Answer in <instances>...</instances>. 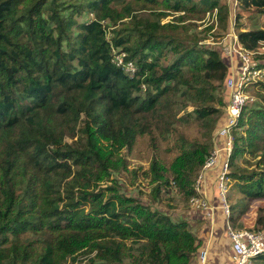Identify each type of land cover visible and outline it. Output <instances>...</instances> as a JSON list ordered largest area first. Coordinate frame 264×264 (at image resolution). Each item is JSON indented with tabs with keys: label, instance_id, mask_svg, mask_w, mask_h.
Returning <instances> with one entry per match:
<instances>
[{
	"label": "trees",
	"instance_id": "1",
	"mask_svg": "<svg viewBox=\"0 0 264 264\" xmlns=\"http://www.w3.org/2000/svg\"><path fill=\"white\" fill-rule=\"evenodd\" d=\"M237 4L264 13V0ZM215 9L227 22L221 0H0V264H64L92 253L96 264H117L132 250L138 264H191L201 243L188 221L121 194L112 175L127 168L122 151L138 136L169 140L182 119L195 117L210 144L179 135L170 167L154 159L148 171L151 182L174 185L189 200L194 194V176L225 122L226 112L216 117L227 105L223 88L227 94L242 63L186 43L185 22ZM87 10L94 18L79 22ZM109 28L113 44L137 61V76L112 63ZM237 37L261 53L264 28ZM168 50L176 56L167 65ZM261 98L243 108L230 158V187L249 200L264 199ZM104 181L113 185L99 188ZM242 201L231 203L232 220ZM257 260L264 264V255L251 264Z\"/></svg>",
	"mask_w": 264,
	"mask_h": 264
},
{
	"label": "rangeland",
	"instance_id": "2",
	"mask_svg": "<svg viewBox=\"0 0 264 264\" xmlns=\"http://www.w3.org/2000/svg\"><path fill=\"white\" fill-rule=\"evenodd\" d=\"M221 3L228 4L229 6L227 22L223 17L218 16L217 9L213 13L208 12L203 20H188L185 22V26H187L185 28L187 40L185 41L187 44L196 45L199 48L207 47L219 50L226 60L229 61L231 57V65L236 67V62L238 61L237 56H231L228 53L233 45L232 35H237L239 30L264 28V13L254 7L248 9L240 8L237 0H221ZM91 13L94 12L87 10L82 15H77V20L79 22L90 20L92 18ZM141 14L145 17L148 16L147 11H142ZM172 18L173 16L169 15L163 19V22L169 21ZM109 31L113 34L112 28H109ZM257 49L261 53L252 52L251 57L257 65H263L261 67H264V41L260 43ZM175 56L176 54L174 52L168 50L162 58V62L167 65L171 64ZM223 92L225 100L228 102L229 93L226 94L224 88ZM248 92L252 98L248 105L263 104L261 103V95L264 94L262 84L254 82L248 87ZM144 93L142 92V94ZM225 108L226 106H223L221 112L216 114V117L220 119L224 115ZM187 110H193V106H188L177 117L183 116ZM236 128L237 126L234 128L233 136L241 131ZM204 130L201 123L195 117H190L189 119H182L179 122L177 130L169 140H164L157 132L138 136L131 149L125 148L122 151L128 162L127 168L114 172L112 177L118 181V189L121 194L134 197L142 204L169 215L175 221L187 220L189 228L201 243L200 249L205 248V244H210L207 264H234L232 262L233 252L225 225V215L222 212H218V215L221 214L220 220L218 219L219 226L216 223L214 230H212L209 221L204 218L203 212L192 208L189 197L174 185H164L162 181L151 182V177L148 175L151 162L154 159H157L164 167H170L172 161L181 149L179 135H184L190 144L199 140L210 144L211 141L203 136ZM214 135L212 137L211 150L214 147ZM76 139H78V136L75 138L67 137V140L70 142ZM223 141L224 139L219 140L222 146L224 145ZM166 174L170 179L173 177L169 170L165 172ZM196 175L194 176V180L196 179ZM215 176L216 173L213 172L212 177ZM159 184L161 185L160 193L156 190ZM110 185H113L112 181H104L100 184L99 188ZM209 185L210 194L214 195L219 202L220 198L216 195V179L213 182V179L210 178ZM228 199L230 206L231 203H236L238 199H243L242 203H238L240 207H243L241 209L243 211L240 213L236 211L233 216V222H236L238 227L264 229L263 198L249 200L230 187ZM134 246L136 249L139 245L135 244ZM200 249L192 256L191 264H200L198 260V252ZM132 253L135 255L134 257L129 256L122 263L117 264H138L137 259L140 251L132 250ZM94 254H81L75 261L69 258L64 264H96L99 260L93 262ZM255 264H261L260 260L255 261Z\"/></svg>",
	"mask_w": 264,
	"mask_h": 264
},
{
	"label": "built area",
	"instance_id": "3",
	"mask_svg": "<svg viewBox=\"0 0 264 264\" xmlns=\"http://www.w3.org/2000/svg\"><path fill=\"white\" fill-rule=\"evenodd\" d=\"M93 17L94 14L91 13ZM106 21H103L105 23ZM110 31L107 32V39L111 44L112 63L120 67L131 78L138 75L140 68L134 59H129L127 52L121 47L113 44ZM232 47L230 55L237 54L241 59V65L236 73H232L227 80L228 102L225 108L226 116L224 124L220 126L214 135V147L207 156L196 179L194 180V194L190 198L192 208L203 212L212 230L216 223L218 226L221 214L225 215V225L227 234L231 242L232 262L234 264H251L254 259L264 255V229L238 228L233 225L231 218V206L228 199L231 177L230 158L234 143L233 131L237 126L238 119L243 108L249 104L251 95L248 87L254 82L264 80V67H259L253 61L251 54L254 51L247 50L239 44L236 34L232 35ZM142 92L146 90V85L142 84ZM224 139L223 146L219 140ZM215 172L216 176L212 177ZM216 179V192L220 198L218 202L214 195L209 192V180ZM219 219V220H218ZM218 221V222H217ZM210 244L198 252L200 264H207L209 258Z\"/></svg>",
	"mask_w": 264,
	"mask_h": 264
},
{
	"label": "clouds",
	"instance_id": "4",
	"mask_svg": "<svg viewBox=\"0 0 264 264\" xmlns=\"http://www.w3.org/2000/svg\"><path fill=\"white\" fill-rule=\"evenodd\" d=\"M94 14V13H93ZM94 18V16L89 20V21H91L92 19ZM106 23V22H105ZM108 32H109V30H108ZM112 36V35H111ZM112 39V38H111Z\"/></svg>",
	"mask_w": 264,
	"mask_h": 264
},
{
	"label": "crops",
	"instance_id": "5",
	"mask_svg": "<svg viewBox=\"0 0 264 264\" xmlns=\"http://www.w3.org/2000/svg\"><path fill=\"white\" fill-rule=\"evenodd\" d=\"M233 69V68H232ZM220 145H221V143H220ZM244 228V227H243Z\"/></svg>",
	"mask_w": 264,
	"mask_h": 264
}]
</instances>
